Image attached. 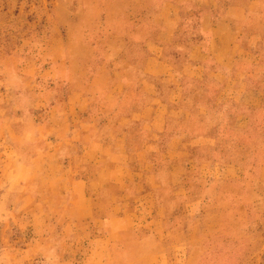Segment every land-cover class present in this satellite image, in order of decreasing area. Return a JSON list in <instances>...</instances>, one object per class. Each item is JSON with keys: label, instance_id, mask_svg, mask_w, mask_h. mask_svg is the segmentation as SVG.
Returning a JSON list of instances; mask_svg holds the SVG:
<instances>
[{"label": "rangeland", "instance_id": "1", "mask_svg": "<svg viewBox=\"0 0 264 264\" xmlns=\"http://www.w3.org/2000/svg\"><path fill=\"white\" fill-rule=\"evenodd\" d=\"M157 2L0 0V264H61L64 256L68 264H264V9L242 35L234 81L184 79L186 99L172 106L146 172L183 177L143 197L139 220L100 255L95 240L109 230L91 220L65 227L61 176L28 173L62 111L75 112L95 90L105 96L121 77L138 83L157 41ZM166 57L179 70L186 62L171 50ZM188 119L190 137L208 141L174 160L169 143ZM47 206L52 217L34 221Z\"/></svg>", "mask_w": 264, "mask_h": 264}, {"label": "crops", "instance_id": "2", "mask_svg": "<svg viewBox=\"0 0 264 264\" xmlns=\"http://www.w3.org/2000/svg\"><path fill=\"white\" fill-rule=\"evenodd\" d=\"M157 1V41L150 43L152 56L141 65L138 83L128 84L130 77L125 81L121 77L105 96L103 90H95L80 99L75 112L62 111V125L44 132L48 139L45 148L38 149L27 167L31 175L61 176L55 184L61 185L56 195L66 197V205L58 207L66 208L65 227L79 228L91 220L96 227L109 230L107 237L95 240L98 255L133 228L140 218L143 197L151 190L167 189L166 180L176 186L183 177L146 172L153 164L152 157L164 146V135L175 112L172 106L186 99L184 79L194 83L205 82L208 77L219 84L234 81L239 53L244 49L242 35L264 9V0ZM195 7L198 12H192ZM168 50L185 59L180 70L177 63L167 59ZM151 80L163 81L170 93L163 94ZM188 120L187 130L178 131L180 134L169 143L176 151L170 152L174 160L191 157L195 148L208 141L207 136L190 137ZM146 132L151 134L148 141ZM137 147L140 150L132 152ZM134 158L139 168L132 170ZM55 210L40 209L34 221L40 215L46 221ZM96 213L105 216L94 218ZM42 242L47 250L51 247L48 241ZM63 259L61 264H68L66 256Z\"/></svg>", "mask_w": 264, "mask_h": 264}]
</instances>
